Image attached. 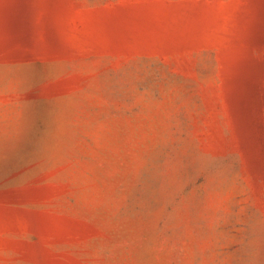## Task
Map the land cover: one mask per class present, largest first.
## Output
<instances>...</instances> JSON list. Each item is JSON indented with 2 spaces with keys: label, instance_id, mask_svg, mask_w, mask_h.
<instances>
[{
  "label": "rangeland",
  "instance_id": "obj_1",
  "mask_svg": "<svg viewBox=\"0 0 264 264\" xmlns=\"http://www.w3.org/2000/svg\"><path fill=\"white\" fill-rule=\"evenodd\" d=\"M0 264H264V0H0Z\"/></svg>",
  "mask_w": 264,
  "mask_h": 264
}]
</instances>
